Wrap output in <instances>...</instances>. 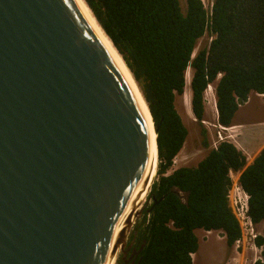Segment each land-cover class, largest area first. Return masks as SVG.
Here are the masks:
<instances>
[{
	"label": "water",
	"instance_id": "1",
	"mask_svg": "<svg viewBox=\"0 0 264 264\" xmlns=\"http://www.w3.org/2000/svg\"><path fill=\"white\" fill-rule=\"evenodd\" d=\"M151 139L78 0H0V264H107L118 220L153 182ZM138 213L110 249L122 260Z\"/></svg>",
	"mask_w": 264,
	"mask_h": 264
},
{
	"label": "trees",
	"instance_id": "2",
	"mask_svg": "<svg viewBox=\"0 0 264 264\" xmlns=\"http://www.w3.org/2000/svg\"><path fill=\"white\" fill-rule=\"evenodd\" d=\"M84 2L131 72L156 133L149 204L133 226L135 243L143 245L132 264H191L196 229L219 230L231 246L241 230L226 197L229 172H239L252 221L264 222V146L246 164L243 152L222 140L196 165L170 170L187 135L174 100L183 92L187 67L197 121L203 119L204 91L215 80L222 127L231 125L250 92L264 94V0H210L207 6L185 0L183 8L179 0ZM205 33L211 39L194 53ZM254 243L261 246V260L253 264H264V225ZM116 264L125 263L119 258Z\"/></svg>",
	"mask_w": 264,
	"mask_h": 264
},
{
	"label": "rangeland",
	"instance_id": "3",
	"mask_svg": "<svg viewBox=\"0 0 264 264\" xmlns=\"http://www.w3.org/2000/svg\"><path fill=\"white\" fill-rule=\"evenodd\" d=\"M179 1L182 8L185 7V0ZM202 1L205 6L210 2V0ZM210 39L211 36L205 33L198 40L194 53L198 48L207 44ZM191 74L192 69L187 67L183 92L179 95L177 94L174 100L175 108L187 128V135L182 148L173 158L170 170L179 166L196 165L209 149L219 143V133L224 140L233 142L243 152L246 157V164H249L264 145V129H262L264 124V96H258L255 92H250L246 102L240 104L235 112V122L231 126L224 128L217 123L214 93L217 80H215L204 91L203 119L197 121L190 105L191 91L189 84ZM236 121H239L238 124H236ZM204 141L206 145H204ZM234 177L235 174H233ZM148 204L149 199L146 196L139 213L132 218V224L128 229V237L129 235L131 237L134 223L141 220L143 210ZM263 225V221L256 223V230L261 231ZM195 234L198 238V249L191 254V264H252L255 261L254 259L259 256V252L249 248L245 242L240 243L238 247L235 244L227 245L223 233L219 230L206 231L196 229ZM121 256L122 254L118 250L112 264H116Z\"/></svg>",
	"mask_w": 264,
	"mask_h": 264
},
{
	"label": "bare ground",
	"instance_id": "4",
	"mask_svg": "<svg viewBox=\"0 0 264 264\" xmlns=\"http://www.w3.org/2000/svg\"><path fill=\"white\" fill-rule=\"evenodd\" d=\"M81 4V6L83 7L84 11L86 12V14L88 15V17L90 18L91 22L93 23V25L95 26V28L98 30V32L100 33V35L103 37V39L106 41V43L110 46V48L113 50V52L115 53V55L117 56V58L120 60L121 64L123 65V67L125 68L128 76H129V79H130V82L134 88V91L136 93V96L139 100V103H140V106L142 108V111L144 113V116L146 118V121H147V124H148V130L151 134V137H152V148H153V157H152V163L150 165V168L146 174V176L148 175V180L151 181V178L155 175V169H156V164H157V153L155 155V143H154V137H155V134L154 132L152 131L151 129V121H150V118H149V114H148V111H147V108L145 106V103L143 102L142 98H141V95L139 93V91L137 90L135 84H134V81L133 79L131 78V75L129 74L126 66L124 65L123 61L121 60L119 54L115 51L114 47L112 46L111 42L108 40V38L105 36V34L103 33V31L100 29V27L98 26V24L96 23V21L94 20V18L92 17V14L90 12V10L87 8V4L85 5L84 1L83 0H78ZM258 95H262L264 96V94H258ZM149 184V183H148ZM140 187V186H139ZM144 188L141 187V189L139 188L137 190V192L135 193L134 197L132 198L131 202L129 203V205L126 207V209L124 210L123 214L121 215L120 219L118 220L117 224H116V227H115V230L112 234V238H111V244H110V248H109V252H108V257H107V264H112L113 261H114V258L116 257L117 255V252H118V247L115 248L114 250V253L112 254L110 252V249L111 247L115 244V236L117 234V231L119 230V228L122 226V229L120 232H123L126 230V216L127 214L129 215L131 212L134 211H138L142 206V203L146 197V192H147V189L148 188H145L144 191H142ZM135 208V209H134ZM116 260V259H115Z\"/></svg>",
	"mask_w": 264,
	"mask_h": 264
},
{
	"label": "built area",
	"instance_id": "5",
	"mask_svg": "<svg viewBox=\"0 0 264 264\" xmlns=\"http://www.w3.org/2000/svg\"><path fill=\"white\" fill-rule=\"evenodd\" d=\"M255 94L258 95L259 93H255ZM219 139L220 141L224 140V138L220 135V133H219ZM233 174H235L234 178H233ZM238 176H239L238 171L229 172L231 184L227 189V193H226L228 205L231 208V211L235 216L236 220L238 221L241 230L240 237L237 240H235L233 244H235L238 247L240 243L245 242L249 248L259 252L258 258L254 260L255 261L258 259L261 260V246L255 245L254 238L257 235H260L262 233V230L261 231L256 230V223L252 221L248 213V195L240 186L238 182Z\"/></svg>",
	"mask_w": 264,
	"mask_h": 264
},
{
	"label": "flooded vegetation",
	"instance_id": "6",
	"mask_svg": "<svg viewBox=\"0 0 264 264\" xmlns=\"http://www.w3.org/2000/svg\"><path fill=\"white\" fill-rule=\"evenodd\" d=\"M134 232V231H133ZM135 232L132 233V238H130V235L128 237L127 235V238H126V244L124 246V248H127L128 244H130L129 248L127 249V253L125 255V258L123 261H125L124 263H128V264H132V262L134 261V259L137 258L138 256V248L140 246H138L135 242ZM226 242V241H225ZM227 244V243H226ZM198 249V248H197ZM122 254V253H121Z\"/></svg>",
	"mask_w": 264,
	"mask_h": 264
},
{
	"label": "crops",
	"instance_id": "7",
	"mask_svg": "<svg viewBox=\"0 0 264 264\" xmlns=\"http://www.w3.org/2000/svg\"><path fill=\"white\" fill-rule=\"evenodd\" d=\"M248 103H249V102H248ZM235 116H236V118H237V114H236ZM234 119H235V117L233 116L232 123L235 122ZM238 122H239V121H236V124H238ZM232 123H231V125H232ZM231 125H230V126H231ZM262 127H263L262 129H264V124H263ZM259 133H260V132H259ZM263 135H264V134H263ZM252 141H253V140H252ZM251 161H252V160H251ZM251 161H250V162H251Z\"/></svg>",
	"mask_w": 264,
	"mask_h": 264
}]
</instances>
